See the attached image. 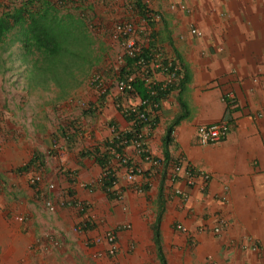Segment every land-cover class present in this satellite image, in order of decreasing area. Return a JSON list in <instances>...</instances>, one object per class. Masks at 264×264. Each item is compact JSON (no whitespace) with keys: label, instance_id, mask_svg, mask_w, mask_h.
Returning a JSON list of instances; mask_svg holds the SVG:
<instances>
[{"label":"crops","instance_id":"0c3cea01","mask_svg":"<svg viewBox=\"0 0 264 264\" xmlns=\"http://www.w3.org/2000/svg\"><path fill=\"white\" fill-rule=\"evenodd\" d=\"M149 2L160 17L154 39L161 54L179 63L189 80L180 94L184 108L178 90H171L160 100L154 127L143 131L158 164L143 159L132 144L123 148L137 166L133 181L125 179L126 167L112 160L117 182L105 191L99 178L108 167L81 154L99 142L82 140L76 127L65 131L63 116L79 105L73 91L67 96L56 87L45 94L35 91L32 103V95L19 89L16 53L7 49L2 57L0 264H159L155 223L166 264H264V0ZM167 77L156 74L158 81ZM109 96L100 100L106 118L101 114L96 122L108 118L116 124L119 128L110 127L113 136L131 123ZM182 110L166 158L163 135ZM219 121L229 126L225 138L200 144L197 126ZM89 130L100 135L99 128ZM31 160L28 170H20ZM34 168L42 171V183L29 188L24 182ZM53 182L64 190L47 189ZM17 188L23 194L15 200ZM33 190H45L54 202L62 192L70 202L47 211L35 198L44 211L32 200ZM77 203L84 206L82 215ZM11 210L25 221L6 216ZM79 220L94 226L77 230ZM107 230L117 231L114 254L106 252ZM96 237L102 238L94 242Z\"/></svg>","mask_w":264,"mask_h":264},{"label":"trees","instance_id":"16d2710c","mask_svg":"<svg viewBox=\"0 0 264 264\" xmlns=\"http://www.w3.org/2000/svg\"><path fill=\"white\" fill-rule=\"evenodd\" d=\"M72 2L74 3L73 0H23L11 6L10 1L9 5L4 6L6 7L5 10L0 13V41L4 37L7 38L8 34H12L11 44L14 41L20 43L24 52L22 62L25 61V65L29 68V79L36 87H39V85L43 87L53 85L60 90L61 96H67L73 88L77 87L87 74L92 72L94 65L99 61V55L95 53V41L91 35L92 31L85 9L93 10V7L84 5L85 0H77L79 6L76 8V13L68 10L63 12L62 8L69 7ZM130 5L138 14L135 22L132 21L133 18H130V21L133 22L132 34L134 36L142 34V37H147L146 34L141 32V28L149 25L150 34L148 36L151 39L148 40V45L143 47L138 58L124 55V64L119 66L117 71H114L113 67L109 70L105 69L106 72L115 73L120 77L134 73L136 77L130 83V87L117 97L109 92L107 93V91L105 94L103 92L101 94L102 99L105 95H110L109 98L119 111L122 106L126 107L125 104L131 108L135 107V111H130L129 115L124 116L131 123V128L127 131H119L81 153L82 156L93 157L103 168L108 167L99 178L101 187L105 191L111 189L117 182L116 175L110 167L112 160L119 164V168L126 167L125 172L131 166L137 167L133 159L124 154L123 148L129 144L134 145L136 142H143L141 147L146 149L143 131L145 128L154 127L153 122L158 117L160 100L166 97L171 90L177 89L179 92L177 99L184 108L180 94L185 90V85L189 80L186 72L181 70L180 64L163 54L157 59L159 65L157 67L153 66L154 55L159 48L157 41L154 39V25L158 21L152 18L155 12L148 8L143 0H132ZM125 20L129 19L125 18L122 21ZM109 35H114L113 27ZM125 38V36L118 35L120 42ZM137 39L139 40L138 37ZM136 58H142L143 62L141 64L137 63ZM0 60H2L1 55ZM1 68L2 64H0ZM157 73H162L166 77L172 73L173 77L169 81L166 80L169 77L158 81L156 79ZM147 77L152 81L147 83ZM134 101L136 102L134 103ZM89 104L87 103V108L85 107L83 113L93 115L95 112ZM184 116L185 113L182 110L168 123L165 129L163 145L166 158L168 157V146L172 141L171 134L174 127ZM135 151L137 150L135 149ZM136 153L144 159L143 156L149 152ZM32 163L31 160L20 167V170H28ZM136 172L135 170L134 173L136 174ZM107 193L110 198L115 196L112 190ZM82 210H84V207ZM80 224L82 230L94 226L88 220ZM152 228L159 264H166V259L160 247L158 224L155 223Z\"/></svg>","mask_w":264,"mask_h":264},{"label":"rangeland","instance_id":"374dc122","mask_svg":"<svg viewBox=\"0 0 264 264\" xmlns=\"http://www.w3.org/2000/svg\"><path fill=\"white\" fill-rule=\"evenodd\" d=\"M10 1L12 3L11 6H14V4H18L23 0H0V13L5 10L6 7H4V6L9 5ZM55 1H58V0H55ZM73 1H74V3L73 2L70 3L69 7L62 8L63 12L67 11V10L71 11V12H75V13L77 12L76 8H77V6H79V4L77 3V0H73ZM143 1L147 4L148 8H150L152 10L151 2H149V0H143ZM130 4H132V0H85V3H84V5H86V6L91 5L93 7V10L88 9V8H85V9L87 12L89 26L91 27V31H92L91 35L93 36L94 41H95V46H94L95 53L99 55V61L94 65L92 72H89V74H87V76L82 80V82L77 87H75L71 90L73 92L70 96H74V98L79 99V105L75 104L78 107V109L73 106L74 111L72 113L67 111L68 116H66V115L63 116V121H65V124H64L65 131L66 130L69 131L72 128L76 127L79 130L80 134H78V135H80L81 139L84 137L86 140L89 141V143H92L94 141L99 142V143L103 142L105 139H107L111 136L112 130L110 129V127L112 125H114L115 128L118 127L116 124L111 123L108 120V118H107V120H104L106 118V114H105L104 108L101 106L102 102L100 101L102 99V94L95 90V88L91 84V78H92V75L95 71L100 70V72H102L103 75L107 79V81H106L107 93L109 92L115 96L118 95V93L116 92V89H115V78H114L115 73H110V72L105 71V69L109 70L110 68H112L115 65L114 54H115V51L120 50V45L111 38V36L109 35V32H110L113 24L117 21H122L125 18H128L129 20H131L130 18H133L132 21L133 22L136 21L138 14ZM155 13H157V12H155ZM159 20H160V18H159ZM141 30L140 31L142 33L146 34L147 37H142L143 35L141 33H140L141 35L138 34L136 37L139 38L138 41H142L143 43H145V42H147L148 39H151L150 36H148L150 34V27H149V25H145L141 28ZM11 38H12V34H8L7 38L4 37L3 40L0 41V55H3V56H1V59L7 53V49H12V51H14V53H16V57H17L16 62L21 63V64L17 63V65L19 66L18 69L21 67L20 71L17 73L18 76L16 78L18 81V85L20 86L19 89L22 92L24 91L23 93H25V95L31 94L32 96L30 97V99L32 100V103H34L35 101H37L33 97V95H35V93H34L35 91H43L44 92L43 94L49 93L50 91H52V87H54V86L50 85V87H48L46 89H44L42 87H40V88L37 87V89H36L34 87L35 84L31 80H28V77L30 74L29 68H28V66L25 65V63H24L25 61L22 62V60L24 59V56L21 54V50L19 49L20 43L14 41L13 44H11V41H12ZM17 50H19V51H17ZM158 52L161 55L162 51H161L160 47L158 48ZM23 54H24V52H23ZM18 55H20V57ZM160 55H159V57H160ZM159 57H158V59H159ZM2 63L4 64L5 60L4 61H3V59L0 60V64H2ZM14 75L16 76L15 72H14ZM71 91H70V93H71ZM105 93L106 92H104L103 94H105ZM106 96L107 95H105L102 100L105 101ZM110 102L112 104V107L115 110H117L114 102H112L111 99H110ZM135 102L136 101H134V103ZM70 103L71 102L68 101L69 105H70ZM87 103L88 104L91 103V104H89V106L95 112L93 115L83 113V111L85 110V107L87 108ZM125 106H126V104H125ZM70 109H71V105L69 106L68 110H70ZM76 111H77V113H76ZM117 111L121 116H123L119 110H117ZM71 114H74V116H76V117L74 119H71ZM100 115L102 117H105V118H103V121L98 125L96 121L98 119V116H100ZM95 122L97 125H95ZM95 126H96V128H99V131H98V132H100L99 136H95V135H92V133H90L91 130H89V129H92V132H93L94 129H96ZM52 127L55 128V125H52ZM113 131H117V130L113 129ZM85 132H89V133H87L86 135H83V133H85ZM2 134L5 135L4 133H2ZM53 136H55V135H53ZM87 147H89V146H87ZM87 147H84L82 149V151L87 149ZM38 169L39 168H34L31 171H28L27 173H30L32 176L33 174L37 173L36 170H38ZM38 173L41 174L42 171H40ZM31 176H30V178H31ZM124 177H125V174H124ZM30 178L28 177L26 179V181L24 182V184L27 185L29 188H32V184L30 183ZM125 179H126V177H125ZM64 180H66V179H64ZM53 185H54V188L52 190H56L57 187L59 188L61 186L60 184L55 185L54 182H53ZM22 189L24 190V188H22ZM59 190L62 191L64 189L59 188ZM33 191L37 195L34 194V192H33L32 200L35 203H37L35 200L41 199L40 200L41 202L39 204L44 209H46V207L43 204L44 203L43 198L45 196L41 195L40 193L36 192L35 190H33ZM15 194L17 196H15V197L13 195L12 196L14 197L15 200H17L19 197H21V195L23 193H22V191H20L17 188L14 191V195ZM57 196H58L59 200H56L54 202L52 197H50L48 195V197L51 199V201L53 202V205H54V210H52V211H55L57 206H59L58 208L67 207L68 202H70V200L68 199V196L63 195L62 192L58 193ZM39 204L37 203V205H39ZM47 211H49V210H47ZM6 213H7L6 216L11 215V217H13V219L17 222L22 223L25 221L24 220L25 216L23 217V215H20V214L16 215V214H14V212L12 210H11V212H6ZM79 214L82 215V211L79 210ZM79 214H78V216H79ZM19 217H21V220L18 219ZM82 221L83 220H79L78 223L74 224L73 228L78 230V227H79V229H81L80 223ZM91 245L92 244H90V243L85 244V246H87V247H90Z\"/></svg>","mask_w":264,"mask_h":264},{"label":"built area","instance_id":"2783aa9c","mask_svg":"<svg viewBox=\"0 0 264 264\" xmlns=\"http://www.w3.org/2000/svg\"><path fill=\"white\" fill-rule=\"evenodd\" d=\"M152 18L158 20L160 17L158 14H154ZM113 31L114 35L111 36V38L117 42L120 45V50L115 51L114 54V63L115 65L113 66L114 71H117L118 67L124 64L123 57L124 55H128L129 57H137L140 55L142 52L143 47L147 46V42L143 43L142 41H138L137 37L134 36L133 33V22L130 20H125V21H117L113 24ZM191 33L195 35H199L200 32L197 31L195 28H191ZM119 36H125L126 38L120 42L118 39ZM159 52L155 53L154 55V60H153V66L157 67L159 64L157 63V59L159 57ZM156 57V58H155ZM136 62L141 64L142 58L137 59ZM119 73V72H116ZM136 75L133 74H125L123 76L115 75V89L118 95L123 94L129 87L130 83L134 80ZM166 80L169 81L172 77L173 74L171 73L170 76H168ZM106 77L103 75L102 72L100 71H95L92 75L91 78V84L93 87L99 92V93H104L107 91V86H106ZM152 80L147 77L146 82H151ZM117 97V95H116ZM118 105V104H117ZM130 111H135V107H130L127 106L124 107L122 106L120 109V112L122 113L123 116L129 115ZM1 116V115H0ZM141 116V114H140ZM229 132V126L225 121H219L211 124H206V125H199L196 128V134H197V139L200 144H214L219 141H221L227 133ZM143 142H136L134 144L135 149L137 150L138 153H146L147 149L142 148L141 145ZM146 161H149L150 163L156 165L158 164V161L151 156V154H146L143 156ZM137 171V167H129L126 169L125 172V177L128 181L134 180L135 173L134 171ZM30 183L35 186H39L42 183V175L40 173H35L31 176L30 178ZM47 189L52 190L54 188L53 183H46ZM41 195H44L45 197L43 198V201L45 203V206L47 207L48 210L52 211L54 210V205L51 199L48 197L47 192L45 190H41L40 192ZM79 208L82 210L84 206H82L80 203H77ZM21 220V217L18 218ZM221 223H223V220H220ZM178 228L181 229L182 231H185L186 228L178 225ZM215 231H218V228L215 229ZM116 230H107L105 231L103 238L106 239L109 243L108 248L106 249V252L108 254H114L117 251V246L115 244L116 241ZM102 237H96L94 239V242H99Z\"/></svg>","mask_w":264,"mask_h":264}]
</instances>
